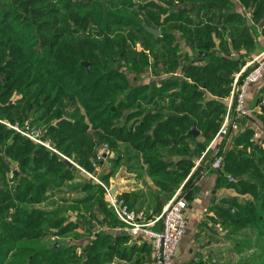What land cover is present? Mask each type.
<instances>
[{"label":"trees","instance_id":"trees-1","mask_svg":"<svg viewBox=\"0 0 264 264\" xmlns=\"http://www.w3.org/2000/svg\"><path fill=\"white\" fill-rule=\"evenodd\" d=\"M133 1L0 0V264H103L112 254L105 237L95 239L79 255L74 246L40 244L45 238L75 229L72 225L65 227L59 214L38 207L52 198L54 190L74 179V166L69 167L66 158L95 172L93 164L103 145L117 152L127 144L134 158L147 166L150 176L163 187L168 183L174 186L182 183L194 166L182 154L190 149V140L197 142L191 134L193 126L202 131L204 142L196 143L200 152L216 136L225 108L218 101L203 105L201 100L206 92L228 97L233 83L226 77L230 73L218 75L208 64L187 68L182 79L137 87L130 85L121 66L116 67L119 60L135 64L140 58L147 63L146 54L157 56L156 47L172 38L164 32L160 40L148 32L150 23L156 28L165 25L159 20L166 9L156 6L158 13L132 19L126 14L134 7ZM179 1L180 8L165 23L183 26L180 31L187 46L200 51L211 49L212 36H218V30L212 23H196L190 16L192 5L224 1ZM240 1L252 8L255 18H264V0ZM185 3L192 5L185 9ZM125 28L137 35L126 36ZM236 33L243 39L240 44L249 41L245 39L249 38L248 30L238 29ZM137 40L142 45L139 52L129 44ZM176 61L174 54L167 64L176 69ZM84 62L90 63L89 70ZM225 66L234 70L232 64ZM136 71L145 72L143 67ZM261 92L264 94V86ZM14 95L21 97L18 103L9 101ZM260 114L264 130V110ZM250 117L241 121L227 150L224 140L220 142L224 163L217 173L223 185L249 198L241 205L231 201L237 212L229 210L228 214L236 228L260 231L255 244L247 249L254 247L264 254V145L252 141L253 130L244 128ZM28 119H33L32 126L44 128V139H49L65 159L5 124L22 127ZM167 155L179 159L165 163ZM214 159L212 156L210 162ZM117 160L115 165L121 158ZM14 163L19 174L12 168ZM110 176L112 172L103 182L108 184ZM228 176L235 181L231 183ZM190 185L191 181L186 188ZM79 188L88 194L82 203L90 210L96 206L109 225L119 223L105 202L106 192L101 186L85 184Z\"/></svg>","mask_w":264,"mask_h":264},{"label":"crops","instance_id":"crops-1","mask_svg":"<svg viewBox=\"0 0 264 264\" xmlns=\"http://www.w3.org/2000/svg\"><path fill=\"white\" fill-rule=\"evenodd\" d=\"M223 1L217 3L202 1L199 5L184 4L185 9H188L190 5L194 8L190 16H192L196 23H201L202 25L214 24L219 35L212 36L213 47L204 51L187 46L185 39L183 40L187 50L184 55H179L180 60L176 61L177 66L181 62L184 64L181 68L183 78H185L187 68L209 64L210 68L212 67L218 75L223 74V72L225 74L230 73V76L226 77H230L229 80H234L237 75L249 72L256 64L253 62L264 52V18H255L252 8H246L240 0ZM226 18H228V21ZM238 29L248 30L250 34L248 35L249 38H245L249 40L245 45L244 43L240 44L243 39L237 35L236 30ZM234 31L235 35L232 36ZM193 49L197 50L195 51L197 53H206L204 61L196 63V60L189 59L186 54L190 55L191 52L194 53ZM231 64L234 67L233 71L231 69L229 71L227 69L228 66H225ZM166 72L165 78L162 80L174 78L176 75L175 72ZM188 80L193 84L190 79ZM160 81L152 84V86L159 85ZM261 82L252 86L247 96V106L254 111L253 113H256L258 108L251 106L249 100L259 90V85L261 86L264 81ZM142 85L151 86L147 83ZM200 89L204 91V89ZM208 95L211 98H218L217 100L222 99L212 94ZM260 99L264 102L262 95H260ZM217 100H209V102H217ZM194 126L197 127V125ZM197 133V136H194V138L200 141L198 139L200 136L198 137V135L201 132ZM212 141L205 151H207ZM121 146L123 150L120 148L117 152L110 151L95 172H88L72 162L74 164V179L66 182L64 187L53 191L52 198L49 201L56 199L55 194L58 191L59 194H63L64 196V199H61L62 203L59 204L64 207L72 206L67 211L69 214L64 217L59 215L64 220L65 227L68 225L75 226V229L71 232L75 231L78 234L83 233L86 235L91 234L88 228L85 227L87 218L88 220L97 219L96 221L104 228L100 233L93 234L92 238L91 236L85 237L87 241L84 244L82 242L81 244H74L73 242L65 241L55 244L56 247H60V245L69 247L74 245L77 247L82 246L81 254L95 239L105 237V243L108 245L107 249H110L112 254L108 256V260L103 262V264H153V251L149 241H134L130 239L123 231H120V223L116 221L112 226L109 225L96 206L93 205L91 207L93 211H91L90 206L82 203L87 199L88 194L79 188V186L97 184L83 172L84 170L96 176L111 189L113 194L121 197L130 209L144 211L147 221H153L156 217L160 216L165 206L175 195L179 194L187 200V228L174 264H240L242 259L248 258V255L249 257L254 255L256 250L254 247L251 250L243 249V236L252 231H242L240 228H236L228 214L229 210L233 214L237 212V209L231 205V201L238 202L241 205L244 201L249 200V198L243 197L234 189L223 185L220 181L219 173H217L218 171L209 170L208 167L207 171H203L201 176L195 178V167L197 166L194 161L193 168L182 183L174 186L168 183L163 187L156 177L150 176L147 173V166L142 165L140 161L134 158L136 155L127 144H122ZM59 155L64 157L61 154ZM117 157H120L121 160L115 165L118 161ZM12 168L15 170V174H19L16 163L12 165ZM111 172L112 176H110L108 184L103 182V178ZM10 178H12V175ZM189 181H191L192 185L186 188V184ZM48 195L50 196L51 193H48ZM105 202L108 205L106 195ZM46 210L54 212L49 209ZM153 228L159 230L161 224L157 223ZM68 234L56 237L65 238ZM77 240L79 239L74 241ZM113 247H116V250H113Z\"/></svg>","mask_w":264,"mask_h":264},{"label":"built area","instance_id":"built-area-1","mask_svg":"<svg viewBox=\"0 0 264 264\" xmlns=\"http://www.w3.org/2000/svg\"><path fill=\"white\" fill-rule=\"evenodd\" d=\"M253 63L256 64L248 73L245 75L241 73L233 80L230 94L226 100V112L220 128L205 152L206 156L212 151V156L215 157L209 164V170L217 171L222 169L224 154H220L222 147L220 142L226 140L224 147V150H226V146L229 144L226 143L230 142L234 133L239 131L241 121L254 112L247 106V96L250 88L264 79V52ZM5 124L35 144L46 148L50 152L59 154L52 142L49 139H44V128L32 126L29 121L22 127L19 124ZM108 153L109 146L107 144L99 149L96 161L93 164L96 170L99 168V163L104 161ZM83 172L105 190L108 205L120 223V231H123L134 241H149L153 251V264H174L187 228V200L179 194L175 195L165 206L160 216L153 221H147L144 211L130 209L121 197L113 194L111 189L96 176L84 170ZM228 179L231 183L235 181L232 176H228ZM157 223L161 224L159 230L153 228ZM103 230V227L97 226L93 234L96 235Z\"/></svg>","mask_w":264,"mask_h":264},{"label":"rangeland","instance_id":"rangeland-1","mask_svg":"<svg viewBox=\"0 0 264 264\" xmlns=\"http://www.w3.org/2000/svg\"><path fill=\"white\" fill-rule=\"evenodd\" d=\"M132 3H134V7L129 9L127 11L126 16H129L132 19H136L135 16L142 17V19H144L148 13H158L160 11V9L155 8L156 6L162 7L164 9H166V14H162L161 18H160V23L161 24H165L162 27L156 28L154 27L153 23H150L151 25H149L150 28L152 29H156L159 30L160 32V37L159 39H163L165 37L164 32L168 33L170 36H172L171 39H168L165 43H161L159 46L156 47V54L152 55V54H146V56H148V61L147 63H144V61L142 59H138L136 61L135 64L131 63L130 60H126V61H120L118 62V64L116 65V67L121 66V70L123 72H125L128 81L130 82V85L132 86H141L142 84H155L156 82H159L160 80H162L163 78H165V73L168 72H175V77H177V79H182V73H181V68L184 65L183 62L179 63L178 66L176 67V69H172L171 67L168 66L167 62L169 63L170 58L174 57L175 54V58L176 60H180L179 55H184L186 53L187 48L185 47L184 44V38L183 37V31H180V26L181 24H176L174 22H171L169 24H166V20L169 19L170 15L172 12L177 11L180 8V1L179 0H135ZM145 10H140L142 7H145ZM183 27V26H181ZM116 29V28H115ZM137 29V28H136ZM123 31L125 32L126 36L129 35H137L133 33V30L131 28H125L123 29ZM131 48L133 50H137L138 52L142 50V45L140 41H135L133 44L129 43ZM194 50V49H193ZM197 50H194V53L191 52L190 55L187 53L186 55H188L190 60H196V63H201L202 61H204L203 59H205V54L204 52H200L197 53L195 52ZM86 63V62H85ZM167 65V66H166ZM143 67L144 68V73H139L138 71H136V69ZM169 74V73H168ZM170 77V76H169ZM167 79V78H166ZM264 81V79H263ZM262 81V82H263ZM261 82V83H262ZM264 86V82L262 84ZM259 85V90L256 91L252 97L251 100H249V103H251V106H256V108H258V111L256 113H252L250 119L248 121H246L244 123V128H250L253 130L254 133V137L252 139V141H255V143L257 145H264V130H263V122L260 120V113L264 110V102L261 101L260 99V95H264L262 94L261 90L263 89V86ZM232 87V83L230 85ZM207 93V92H206ZM149 94V92H148ZM209 94V93H208ZM205 94V97H203L202 103L203 105H206V103L209 102V100H217L218 98H211L210 95ZM21 97H18L17 95H14L9 101L11 103H16L18 101V99H20ZM227 96L225 98H222L220 100H217L218 102H220V104H222L225 108L226 111V100H227ZM141 100V99H139ZM264 100V97H263ZM140 102V101H138ZM18 103V102H17ZM145 109H150L151 107L149 106H145L143 105ZM254 108V109H256ZM153 109V108H151ZM126 112V110H125ZM127 114V112L125 113V115ZM225 114V113H224ZM31 115L33 116L34 119H36V116L31 113ZM224 115L221 116V121L223 119ZM28 121H30V123H32L33 119H28ZM20 122V121H18ZM22 123V122H21ZM26 123V122H25ZM23 123V124H25ZM19 126L21 127V125L19 124ZM45 126V125H44ZM198 127V126H197ZM196 126L193 127V130L195 129L197 132H201V134L199 133L198 137L200 136V143L204 142V139L201 138L202 135V131L199 130V128L197 129ZM192 130V131H193ZM191 131V134H192ZM215 137V136H214ZM196 141L190 140L189 145H190V149L187 147V154L185 152H183V156H186V159H189L192 161L193 164L194 161L196 162V172L194 174L195 178H197L198 176H201L203 171H207V168L209 167V163L211 161V157H212V151H210L206 156H205V152H200V149L197 148L196 146ZM226 142V140H224L222 143L224 144ZM229 142H227L226 144H228ZM227 148V146H226ZM184 149V148H183ZM121 150H123V148L121 147ZM227 150V149H226ZM75 151V150H74ZM110 153V151H109ZM226 153V152H225ZM64 156V155H63ZM65 159V156L63 157ZM67 159V158H66ZM166 162L168 163V161H177L179 159V157H175L171 155H167L165 156ZM70 160V159H68ZM197 160V161H196ZM71 161V160H70ZM72 162V161H71ZM176 169V168H175ZM181 174V173H179ZM9 177H11V174L9 175ZM70 186V185H69ZM72 187V186H70ZM56 199L55 200H51L48 203H46V205H40L38 206L40 209H42L43 211H46L45 209H49L51 211H54L56 214H59L60 216H65L67 214H69L67 211L69 210V208H72V206L69 207H64L59 203L61 202V199H64L63 194H59V192H56ZM72 219V218H69ZM97 220V219H96ZM96 220H88L85 223V227L88 228L89 232L91 234H83V233H76L71 232L70 234H68L65 238H57L55 235H52V237H48L45 238L43 240L40 241V244H42L45 247H50L52 245H55L57 243H63L65 241H70L71 243L73 242L75 243H79L84 244L85 241H87L85 239V237H90L92 238L93 232L97 229V226H100L101 224H99ZM74 223V222H73ZM250 231V230H249ZM264 231V224H263V230ZM260 231H256V232H248V234H245L243 236V249H247L248 245H253L255 244V241L257 240V238L259 237ZM84 238V239H83ZM76 239H79L77 241H74ZM74 248L77 251V254L79 255L80 252L82 251V246L77 247L74 245ZM254 251V250H253ZM258 250H255L254 255L250 256L248 255V258L242 259L240 264H264V254L257 252Z\"/></svg>","mask_w":264,"mask_h":264},{"label":"water","instance_id":"water-1","mask_svg":"<svg viewBox=\"0 0 264 264\" xmlns=\"http://www.w3.org/2000/svg\"><path fill=\"white\" fill-rule=\"evenodd\" d=\"M148 32L150 33V34H152L156 39H158L159 38V36H160V32H159V30H156V29H152V28H149L148 29ZM83 64V66H85V67H87V69L89 70L90 69V63H82ZM192 134L194 135V136H197V131L194 129L193 131H192ZM65 162H66V164L69 166V167H72V166H74V164L70 161V160H68V159H65Z\"/></svg>","mask_w":264,"mask_h":264}]
</instances>
